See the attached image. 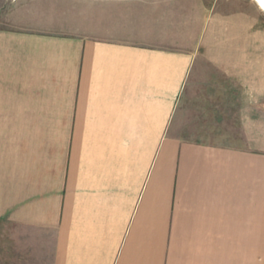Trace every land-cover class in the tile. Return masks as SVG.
I'll use <instances>...</instances> for the list:
<instances>
[{"label":"crops","instance_id":"obj_1","mask_svg":"<svg viewBox=\"0 0 264 264\" xmlns=\"http://www.w3.org/2000/svg\"><path fill=\"white\" fill-rule=\"evenodd\" d=\"M239 4L0 0V264H264V31ZM187 102L236 134H175Z\"/></svg>","mask_w":264,"mask_h":264},{"label":"rangeland","instance_id":"obj_2","mask_svg":"<svg viewBox=\"0 0 264 264\" xmlns=\"http://www.w3.org/2000/svg\"><path fill=\"white\" fill-rule=\"evenodd\" d=\"M220 1H225V0H220ZM227 1H237L238 3H241L243 8H246L250 5V7H252L255 10V31H259V40L257 41L258 44L263 42V38H262V31H264V11H262V9L258 6V4L254 1V0H227ZM2 24V23H0ZM209 28V24L205 23L204 27H203V31H202V35L200 37V40H205L206 38V31ZM264 56V49H259L257 51H255V59L257 60H261L263 59ZM213 76H222L219 73H215V72H211L210 70H207L206 73H202L200 75V79H199V83L196 86L197 90L201 92L207 91V92H221L226 94L229 91H231L230 89V85H228L226 82L223 84H218V85H212L209 84L208 81H210L211 77ZM216 87V88H215ZM184 107L186 108V113L185 114H189L188 119H190V126H188L186 123L187 122V117H185V120L183 123H185L183 125L180 126V129H178L177 131H175V134L178 135H182L185 137H190V138H199L201 140H210V139H218L219 136L221 134L223 135H235V129L236 126L234 124H236V116L235 115H228L226 117H222L220 115H208V113L210 112V110H208V113L203 111V109H201L200 105H197V107L194 105L193 102H187ZM199 107V108H198ZM213 111L215 112V110L213 109ZM218 111V110H217ZM224 111H228L226 109H224ZM205 113L201 114V113ZM230 112H232L230 110ZM197 120H199L201 122V125L199 126L200 131L201 132H195L193 131V129L195 128V124L197 122ZM222 122L227 123V125H224L223 127L227 128V132H222L219 133V129L220 126L219 124H222ZM198 127V126H197ZM189 129H191L192 131H190ZM202 129H204V131H202ZM216 130V131H213Z\"/></svg>","mask_w":264,"mask_h":264},{"label":"water","instance_id":"obj_3","mask_svg":"<svg viewBox=\"0 0 264 264\" xmlns=\"http://www.w3.org/2000/svg\"><path fill=\"white\" fill-rule=\"evenodd\" d=\"M258 5L262 8V11H264V0H255Z\"/></svg>","mask_w":264,"mask_h":264},{"label":"bare ground","instance_id":"obj_4","mask_svg":"<svg viewBox=\"0 0 264 264\" xmlns=\"http://www.w3.org/2000/svg\"><path fill=\"white\" fill-rule=\"evenodd\" d=\"M255 1V0H254ZM256 2V1H255ZM257 3V2H256ZM258 4V3H257ZM259 6V5H258ZM260 7V6H259ZM261 8V7H260ZM262 9V8H261Z\"/></svg>","mask_w":264,"mask_h":264}]
</instances>
